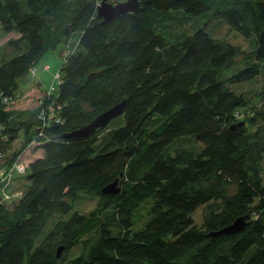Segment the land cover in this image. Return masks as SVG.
Returning <instances> with one entry per match:
<instances>
[{
	"label": "trees",
	"instance_id": "obj_1",
	"mask_svg": "<svg viewBox=\"0 0 264 264\" xmlns=\"http://www.w3.org/2000/svg\"><path fill=\"white\" fill-rule=\"evenodd\" d=\"M102 1L0 0L3 31L20 34L7 42L15 54L0 64L1 137L9 140L0 149L15 159L43 135L29 158L35 150L42 155L18 179L23 198L10 205L0 200V264H264L258 171L264 143L250 135L242 99L230 88L264 70V0H138V12L106 24L97 17ZM119 1L126 0L111 3ZM173 11L209 15L254 38L251 63L223 74L241 50L201 28L170 41L156 15ZM73 37L77 45L57 72L60 82L17 97L18 79ZM121 101L125 111L105 129L89 138L65 137ZM17 114L28 117L17 125ZM257 114L264 122V108ZM116 120L122 124L104 135ZM20 134L23 143L13 152ZM182 138L201 149L171 151ZM115 180L119 193L103 194ZM80 193L99 198L89 214L70 213L69 200ZM148 201L150 218L134 230L135 213ZM205 206L210 211L198 226L192 216ZM58 213L68 218L38 241ZM246 214L251 225L240 235L210 236ZM96 232L87 259H65Z\"/></svg>",
	"mask_w": 264,
	"mask_h": 264
},
{
	"label": "rangeland",
	"instance_id": "obj_2",
	"mask_svg": "<svg viewBox=\"0 0 264 264\" xmlns=\"http://www.w3.org/2000/svg\"><path fill=\"white\" fill-rule=\"evenodd\" d=\"M109 2H115L116 0H108ZM218 2V0H216ZM159 19L157 28L163 34H166L170 41L175 42L183 39V36L193 34L197 29H203L206 32H209L212 37L225 39L226 41L234 44L239 47L241 50V54L237 57L236 62L233 68L223 72V74L231 75L236 69L243 68L244 66L249 65L252 60L251 56L253 55L254 50L256 49V40L246 39L243 36H239L236 32L230 30V28L221 20L217 21L208 16H193L188 14H183L182 12H168V13H159L156 15ZM20 37L18 33H6L3 31L2 26L0 24V64L6 59L10 58V56L15 54L13 48L7 46V42L13 39ZM166 37V36H165ZM77 45V37H73L71 40L65 41L63 40L55 49H51V51L47 52L42 59L38 63L34 65V68L37 70V74H33L31 71L25 75L23 78L19 80V87L16 96H22L23 94L29 92L30 88L35 85H41V88L45 90L49 88L52 83H54V75L60 71L62 65L65 61L66 56L73 51L74 47ZM45 67L50 68V70L44 69ZM230 88L237 92L242 99V106L240 108L242 116V121L249 126L250 135H254L257 137V140H261L264 143V122L258 116V112L264 108V70L260 73L259 76H256L250 82H245L243 84H233ZM57 89V88H56ZM58 91V89H57ZM56 91V92H57ZM28 117V114H17L14 116L15 123L20 125L21 122H24ZM122 124L121 120H116L106 131V134L110 133L112 129L120 126ZM20 127V126H19ZM103 135V136H104ZM24 138L20 134V138L17 140L15 144H13L10 148L11 150L17 151L20 149ZM202 145L197 143L196 140L189 138L179 139L178 142L173 144L170 147V150H176L180 148H185L187 150H200ZM42 155V151L38 152L35 150L33 156L31 158H26L27 162L33 161L37 159L38 156ZM264 159V156H263ZM30 161V162H31ZM10 163L11 160L5 159L3 162V166H6L7 163ZM258 171L260 174V178L264 180V160L260 163L258 167ZM27 175V174H26ZM25 175V177H26ZM15 187V184L9 188L8 191H11L12 188ZM21 187H24V185ZM26 187V185H25ZM228 193L235 192V187L228 186ZM72 208L70 213L78 212L89 214L92 212L94 208L97 207L99 203V198L95 194H86L80 193V196L75 201L69 200ZM151 205L152 202L148 201L142 204L135 213L134 216V230H138L143 228L150 218L151 213ZM211 205V204H210ZM209 205V206H210ZM214 206V205H211ZM6 207V206H5ZM5 211H9L6 208ZM210 211V207L205 206L198 209L192 216L195 219V222L198 226H200L203 221L205 215ZM6 213H2L1 216H5ZM109 214L106 212L103 214L102 219ZM4 218V217H3ZM68 218V215L63 214H53L51 215L46 222V228L39 235L38 241L44 238V236L48 233V231L54 226V224L58 223V221L64 220ZM98 232L94 233L93 236L89 238H85L78 246H76L71 252L66 253L64 255L65 259L70 262L72 260H76L78 258L87 259V256L90 250L94 247L95 243H97L99 235Z\"/></svg>",
	"mask_w": 264,
	"mask_h": 264
},
{
	"label": "water",
	"instance_id": "obj_3",
	"mask_svg": "<svg viewBox=\"0 0 264 264\" xmlns=\"http://www.w3.org/2000/svg\"><path fill=\"white\" fill-rule=\"evenodd\" d=\"M139 2L138 0H126L119 1L114 3L109 2L108 0H103L98 6L97 17L103 20V23H109L117 19V17L128 15V13H134L139 11ZM126 101H121L120 104L110 108L106 112L99 113L96 117L93 118L87 125L80 127L74 132L67 134L65 137L68 138H89L105 129L112 120L121 116L125 111ZM118 180L113 181L112 184H109L102 188V193L105 195H114L118 194L120 188H118ZM250 214L239 216L233 223L229 226L221 228L217 232L210 233L212 237H229L240 235L243 231L248 229L251 225L249 223ZM64 248L60 247L57 252V257L59 258Z\"/></svg>",
	"mask_w": 264,
	"mask_h": 264
},
{
	"label": "built area",
	"instance_id": "obj_4",
	"mask_svg": "<svg viewBox=\"0 0 264 264\" xmlns=\"http://www.w3.org/2000/svg\"><path fill=\"white\" fill-rule=\"evenodd\" d=\"M45 69L48 71L50 70V68L47 67H45ZM31 71L34 74L37 73L36 69H32ZM58 75V73L54 75V83L60 82ZM52 90L53 89H49V91H47L45 94H47V96L49 97ZM50 110H53V108H50ZM3 130L4 127L0 125V145H5L9 142L8 139L1 137V133ZM41 137H43L42 132L36 134L32 142L27 146L28 148L22 151L20 155L15 157V159H13L10 151L7 152L0 149V200L2 201V203L10 205L13 202H17L23 198V191L17 188V183L19 181L18 179L27 174V169L31 161L30 160L29 162H27V159L29 158L30 148H34L35 146H37ZM5 159H9L11 160V162H5L7 163V165L3 166V162L5 161ZM13 184H15V187L12 188L11 191H8Z\"/></svg>",
	"mask_w": 264,
	"mask_h": 264
}]
</instances>
